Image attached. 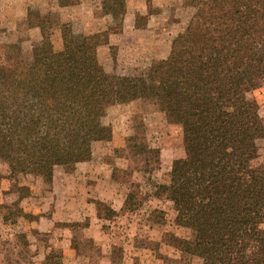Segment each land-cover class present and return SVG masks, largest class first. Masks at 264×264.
<instances>
[{"label": "trees", "instance_id": "1", "mask_svg": "<svg viewBox=\"0 0 264 264\" xmlns=\"http://www.w3.org/2000/svg\"><path fill=\"white\" fill-rule=\"evenodd\" d=\"M194 7L156 83L108 72L97 35L77 39L67 24L61 49L43 33L46 74L8 55L0 70V162L12 177L52 184L56 167L78 162L82 122L120 97L152 99L182 126L185 160L168 197L195 232L183 250L203 264H264V162L255 163L264 121L247 96L264 82V0H195ZM57 258L50 253L46 263Z\"/></svg>", "mask_w": 264, "mask_h": 264}, {"label": "rangeland", "instance_id": "2", "mask_svg": "<svg viewBox=\"0 0 264 264\" xmlns=\"http://www.w3.org/2000/svg\"><path fill=\"white\" fill-rule=\"evenodd\" d=\"M194 1L0 0V70L11 55L46 74L43 33L61 49L67 24L77 39L97 35L108 72L156 83ZM247 96L264 121V82ZM78 137V162L56 167L52 184L12 177L0 162V264H47L50 253L57 264H203L183 250L195 232L168 197L185 160L181 124L152 99L120 97L82 122Z\"/></svg>", "mask_w": 264, "mask_h": 264}, {"label": "crops", "instance_id": "3", "mask_svg": "<svg viewBox=\"0 0 264 264\" xmlns=\"http://www.w3.org/2000/svg\"><path fill=\"white\" fill-rule=\"evenodd\" d=\"M55 178V177H54Z\"/></svg>", "mask_w": 264, "mask_h": 264}]
</instances>
